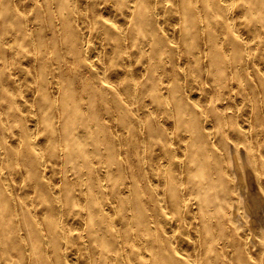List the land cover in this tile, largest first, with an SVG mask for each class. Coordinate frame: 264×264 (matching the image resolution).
Returning <instances> with one entry per match:
<instances>
[{"label": "bare ground", "instance_id": "6f19581e", "mask_svg": "<svg viewBox=\"0 0 264 264\" xmlns=\"http://www.w3.org/2000/svg\"><path fill=\"white\" fill-rule=\"evenodd\" d=\"M0 264H264V0H0Z\"/></svg>", "mask_w": 264, "mask_h": 264}]
</instances>
